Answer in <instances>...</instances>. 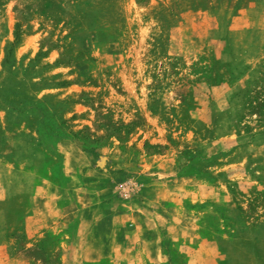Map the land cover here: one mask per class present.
<instances>
[{"label": "rangeland", "instance_id": "1", "mask_svg": "<svg viewBox=\"0 0 264 264\" xmlns=\"http://www.w3.org/2000/svg\"><path fill=\"white\" fill-rule=\"evenodd\" d=\"M0 264H264V0H0Z\"/></svg>", "mask_w": 264, "mask_h": 264}, {"label": "trees", "instance_id": "2", "mask_svg": "<svg viewBox=\"0 0 264 264\" xmlns=\"http://www.w3.org/2000/svg\"><path fill=\"white\" fill-rule=\"evenodd\" d=\"M19 29H20V26L17 25V32H16V36L17 38L18 35H19ZM19 42V39L16 41V43ZM13 47H14V44L12 45H9L7 46V49H6V57H5V60H4V66L9 70L10 68H12L14 66V63H15V59H14V56H13ZM25 104H31L32 106H34L36 108V110L38 111L39 115L40 116H46L47 115V112L45 111V109L42 107L41 104H37V103H28L26 102ZM21 108L17 109L20 111ZM10 115V113H9Z\"/></svg>", "mask_w": 264, "mask_h": 264}, {"label": "crops", "instance_id": "3", "mask_svg": "<svg viewBox=\"0 0 264 264\" xmlns=\"http://www.w3.org/2000/svg\"><path fill=\"white\" fill-rule=\"evenodd\" d=\"M82 219L81 220H79V226H78V230H80V228H81V226H82ZM80 251V250H79ZM83 253L81 254L82 255V257H83V260H85V261H91V262H93V261H99L100 260V255H94L93 257H92V255H91V253L89 252V249H88V247H86L85 246V248L83 249V251H82ZM95 257V258H94ZM127 262V261H126Z\"/></svg>", "mask_w": 264, "mask_h": 264}]
</instances>
